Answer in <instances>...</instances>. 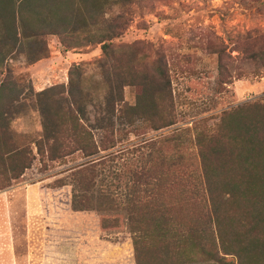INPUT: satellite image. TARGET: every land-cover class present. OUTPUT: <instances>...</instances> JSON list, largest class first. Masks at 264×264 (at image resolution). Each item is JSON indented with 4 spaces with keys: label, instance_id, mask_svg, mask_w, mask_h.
Wrapping results in <instances>:
<instances>
[{
    "label": "rangeland",
    "instance_id": "obj_1",
    "mask_svg": "<svg viewBox=\"0 0 264 264\" xmlns=\"http://www.w3.org/2000/svg\"><path fill=\"white\" fill-rule=\"evenodd\" d=\"M86 3L82 18L87 25L62 36L64 45L56 36H47V57L28 65L34 51L42 48L35 38L23 40L22 48L0 38V51L13 76L27 86L25 94L28 86L34 92L54 86L66 90L70 68H79L80 75L72 78L78 88L75 101L85 107L84 126L95 145L113 146L97 157L110 155L100 177L112 183L116 200L124 191L120 162L135 159L133 150L142 142L190 128L200 119L212 127L222 112L264 97V0H93L94 15L84 11ZM91 16L96 27L89 25ZM112 33L118 37L110 41L106 55L100 45L86 43ZM219 59L229 74L240 75L231 84L219 83ZM112 63L119 70L128 65L149 75L162 64L170 79L177 124L155 130L158 116L128 119L119 112L110 114L104 100L110 84L120 83ZM139 92L137 86L125 87L124 103L133 107ZM21 104L25 107L16 106L19 113L9 118L8 143L17 153H0V264H77L78 246L93 235L102 251L110 254L111 248L112 263L116 256V264H135L120 206L107 212L71 208L67 169L88 160L77 152L55 162L37 155L33 137L41 132L40 118L33 111V99ZM109 125L110 132L102 130ZM225 261L234 263L232 257Z\"/></svg>",
    "mask_w": 264,
    "mask_h": 264
},
{
    "label": "trees",
    "instance_id": "obj_2",
    "mask_svg": "<svg viewBox=\"0 0 264 264\" xmlns=\"http://www.w3.org/2000/svg\"><path fill=\"white\" fill-rule=\"evenodd\" d=\"M84 1V11L94 15L93 0H0V38L19 48L23 40L38 39L42 48L34 51L28 65L35 63L47 57V36H56L64 45L62 36L87 25L82 18ZM89 18V25L96 27L97 21ZM117 37L112 33L95 41L85 35L91 38L85 40L100 45L106 55ZM114 64L120 83L110 84L104 100L108 112L128 119L158 116L160 126L155 130L174 127L171 83L162 64L155 65L151 75L134 72L128 65L119 70ZM218 67L222 85L240 77L229 74L220 59ZM79 75L73 65L66 90L54 86L34 92L28 86L25 94L27 86L13 76L0 51V153L7 157L17 153L8 143L9 118L19 113L16 106L25 107L22 101L33 99L41 124L40 134L33 137L36 154L55 162L77 152L88 160L67 169L71 208L107 212L120 206L135 264H264V97L222 112L212 127L200 119L190 128L142 142L133 150L135 159L120 162L124 191L118 201L110 190L112 183L100 177L110 155L97 157L113 146L95 145L84 126L85 107L75 101L78 88L72 78ZM128 86L140 89L133 107L123 100ZM102 130L108 133L112 126ZM145 148L149 151L143 152ZM226 257L234 263L226 262Z\"/></svg>",
    "mask_w": 264,
    "mask_h": 264
},
{
    "label": "crops",
    "instance_id": "obj_3",
    "mask_svg": "<svg viewBox=\"0 0 264 264\" xmlns=\"http://www.w3.org/2000/svg\"><path fill=\"white\" fill-rule=\"evenodd\" d=\"M96 239L97 236L93 235V240L86 239L83 246L81 244L78 246L77 264H116V256L113 257L114 262L112 263L111 248L109 247L110 254L105 250L102 251V247L95 244L97 243Z\"/></svg>",
    "mask_w": 264,
    "mask_h": 264
}]
</instances>
